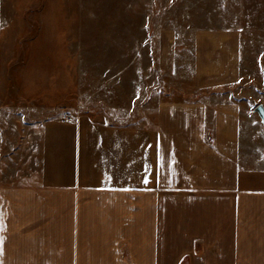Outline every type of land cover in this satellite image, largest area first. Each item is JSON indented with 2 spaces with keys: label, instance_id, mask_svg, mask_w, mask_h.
<instances>
[{
  "label": "crops",
  "instance_id": "crops-1",
  "mask_svg": "<svg viewBox=\"0 0 264 264\" xmlns=\"http://www.w3.org/2000/svg\"><path fill=\"white\" fill-rule=\"evenodd\" d=\"M231 25L157 33L167 79L140 122L129 105L7 135L0 105V264H264V100Z\"/></svg>",
  "mask_w": 264,
  "mask_h": 264
},
{
  "label": "rangeland",
  "instance_id": "rangeland-1",
  "mask_svg": "<svg viewBox=\"0 0 264 264\" xmlns=\"http://www.w3.org/2000/svg\"><path fill=\"white\" fill-rule=\"evenodd\" d=\"M230 23L243 35L246 94L264 100V0H0L6 133L20 116L116 119L129 105L140 122L145 85L167 79L151 69L157 33ZM134 220L136 230L140 216Z\"/></svg>",
  "mask_w": 264,
  "mask_h": 264
},
{
  "label": "water",
  "instance_id": "water-1",
  "mask_svg": "<svg viewBox=\"0 0 264 264\" xmlns=\"http://www.w3.org/2000/svg\"><path fill=\"white\" fill-rule=\"evenodd\" d=\"M256 111L258 112V114L260 115L262 121H263V124H264V108L263 106H258L256 108Z\"/></svg>",
  "mask_w": 264,
  "mask_h": 264
}]
</instances>
